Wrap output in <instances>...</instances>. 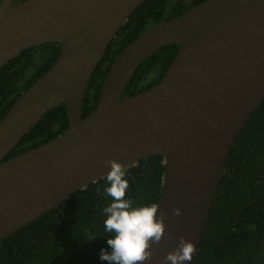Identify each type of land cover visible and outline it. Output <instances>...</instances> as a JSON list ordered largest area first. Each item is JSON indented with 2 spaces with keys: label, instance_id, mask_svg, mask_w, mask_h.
<instances>
[{
  "label": "water",
  "instance_id": "95a60500",
  "mask_svg": "<svg viewBox=\"0 0 264 264\" xmlns=\"http://www.w3.org/2000/svg\"><path fill=\"white\" fill-rule=\"evenodd\" d=\"M11 1L0 0V68L28 47L55 41L61 49L0 118V239L105 176L109 160L127 167L161 154L164 234L144 264H170L181 237L195 252L228 150L264 97V0H202L143 31L116 55L83 118L94 68L143 0ZM168 43L178 49L162 77L119 98L135 69ZM61 103L69 119L61 134L4 158Z\"/></svg>",
  "mask_w": 264,
  "mask_h": 264
},
{
  "label": "trees",
  "instance_id": "16d2710c",
  "mask_svg": "<svg viewBox=\"0 0 264 264\" xmlns=\"http://www.w3.org/2000/svg\"><path fill=\"white\" fill-rule=\"evenodd\" d=\"M202 0H143L118 28L94 68L80 105V118L95 107L112 61L148 28ZM59 42L21 50L0 68V118L22 91L58 57ZM178 44L168 43L149 55L131 74L119 98L156 83L173 60ZM40 56V62L33 59ZM69 125L67 106L41 115L6 154L11 157L61 134ZM163 155L152 154L123 167L129 187L125 198L135 206L157 203L164 174ZM106 175L78 189L28 224L0 239V264H107L102 209L111 201L103 189ZM100 191H97V189ZM96 239L90 241L91 237ZM190 264H264V97L237 132L219 176L198 246Z\"/></svg>",
  "mask_w": 264,
  "mask_h": 264
},
{
  "label": "clouds",
  "instance_id": "9594fccd",
  "mask_svg": "<svg viewBox=\"0 0 264 264\" xmlns=\"http://www.w3.org/2000/svg\"><path fill=\"white\" fill-rule=\"evenodd\" d=\"M107 164V186L103 192L111 197V201L102 213L104 231L109 236L106 238L107 249H100L99 259L107 264H144L151 255V243H158L164 234L158 207L155 204L135 206L126 199L129 184L123 167L114 160ZM95 239L92 236L90 241ZM193 252V244L181 237L177 248L165 259L170 264H185L186 261L190 264Z\"/></svg>",
  "mask_w": 264,
  "mask_h": 264
},
{
  "label": "rangeland",
  "instance_id": "374dc122",
  "mask_svg": "<svg viewBox=\"0 0 264 264\" xmlns=\"http://www.w3.org/2000/svg\"><path fill=\"white\" fill-rule=\"evenodd\" d=\"M40 59L41 57L40 56H36L34 59H33V64L36 65L40 62Z\"/></svg>",
  "mask_w": 264,
  "mask_h": 264
},
{
  "label": "flooded vegetation",
  "instance_id": "af4514ba",
  "mask_svg": "<svg viewBox=\"0 0 264 264\" xmlns=\"http://www.w3.org/2000/svg\"><path fill=\"white\" fill-rule=\"evenodd\" d=\"M15 1H17V0H12L11 2L14 3Z\"/></svg>",
  "mask_w": 264,
  "mask_h": 264
}]
</instances>
